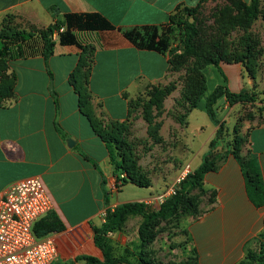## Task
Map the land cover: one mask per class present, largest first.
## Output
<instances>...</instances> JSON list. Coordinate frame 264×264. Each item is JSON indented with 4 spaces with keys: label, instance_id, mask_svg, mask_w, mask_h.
<instances>
[{
    "label": "crops",
    "instance_id": "0c3cea01",
    "mask_svg": "<svg viewBox=\"0 0 264 264\" xmlns=\"http://www.w3.org/2000/svg\"><path fill=\"white\" fill-rule=\"evenodd\" d=\"M200 1L0 0V31H42L68 13H99L111 21L116 30L88 38L91 55L81 71L92 118L107 128L127 122L129 102L146 88L174 82L176 73L167 53L140 49L125 33L143 34L145 28L162 33L179 6L196 7ZM261 10L256 22L264 31V0ZM54 37L51 57L11 61L5 73L14 74L17 81L13 98L0 103V199L18 180L40 177L54 205L48 216L55 214L64 226L47 236L58 249L53 264H85L77 259L93 256L103 260L93 232V226L104 223L102 213L129 201L112 202L117 195L113 192L116 177L106 144L81 113L79 94L71 84L83 52L73 45H61L57 33ZM226 65H221L224 71L235 70ZM113 76L115 86L122 87L114 104L102 88L97 90ZM240 158L243 163L254 162L264 183V123L249 130ZM240 162L229 156L205 176L204 188L214 193V202L187 228L198 264H239L247 250L261 249L264 206L257 207L251 200ZM155 193L151 191L144 199ZM131 237L127 229L109 234L115 252L120 246L130 248L127 240Z\"/></svg>",
    "mask_w": 264,
    "mask_h": 264
},
{
    "label": "rangeland",
    "instance_id": "374dc122",
    "mask_svg": "<svg viewBox=\"0 0 264 264\" xmlns=\"http://www.w3.org/2000/svg\"><path fill=\"white\" fill-rule=\"evenodd\" d=\"M226 6H229L227 0H207L199 8L196 15L199 51L201 55H210L214 45L218 44L216 42L222 40L224 43L219 45L224 47L225 52L240 55L244 52V43H247L252 47L249 68L245 64H231L235 70L224 71L221 65L225 63H222V75L216 66L206 65L200 58L186 59L177 66L174 82L167 84L173 83L174 91L160 104L151 98L150 88L133 98L131 101L137 104L138 112L129 120L127 133L121 138L130 145L133 157L151 187L124 185L112 202H142L137 200L144 199L151 191L160 193L166 190L187 164L191 166V174L206 159L215 163L217 169L226 158L233 156L238 147L242 149L251 128L264 123V31L257 22L249 30L240 26L243 15L236 11L231 12L233 20L222 19L224 17H219V12ZM171 29L170 44L175 47L182 38L177 27ZM163 30L167 32L168 28ZM115 81L113 76L97 87V90H104L113 104L122 89L115 86ZM219 86H227L233 92L248 89L258 95L257 100L231 106L226 98H221L214 106L219 120L215 124L196 105L204 103ZM96 125L101 131L99 122ZM213 202L214 193L204 187L194 188L184 198L176 216L159 219L155 225H148V256L157 264H195L196 254L190 246L187 228ZM161 206L149 208L159 210ZM142 222L139 216H129L127 219L124 230L132 233V237L127 240L131 253L136 251L140 243L136 230ZM124 253V248L118 247L116 254L119 256ZM131 259L134 261L133 257Z\"/></svg>",
    "mask_w": 264,
    "mask_h": 264
},
{
    "label": "trees",
    "instance_id": "16d2710c",
    "mask_svg": "<svg viewBox=\"0 0 264 264\" xmlns=\"http://www.w3.org/2000/svg\"><path fill=\"white\" fill-rule=\"evenodd\" d=\"M205 1L207 0H201L196 7L179 6L175 13L170 16L168 26L163 27L165 29L168 28L167 32L162 30V33H159L156 29L149 32V29L145 28L143 29V34L133 31L125 33V37L140 49L163 54L167 53L169 65L175 72H177V66H180L182 62L190 58H200L206 65L216 66L222 75L223 73L220 70L222 63L228 65L245 64L248 69L252 59V47L247 43H244V52L240 55H230L225 52L224 47L219 45V43H224L222 40L216 42L218 44L214 45L210 55H201L198 46L199 29L196 15ZM227 1L229 6L219 12V17H224L222 19L233 20L230 15L232 11H236L237 14L243 15L240 26L249 30L261 17L262 0H250L249 3H245L242 0ZM174 26L179 29L182 38L179 45L175 47L170 44L169 33ZM116 29L117 27L102 14L88 13L77 15L68 13L61 20L56 21L42 31L18 29L0 31V78L2 81L0 83V103L10 100L15 95L17 78L14 74L11 76L5 75L9 69L10 62L38 55L48 59L53 55L56 45L54 34L58 33V40L61 45H73L83 52V58H81L79 66L71 75V84L76 93L79 94L81 113L87 117L96 134L106 144L114 176L118 181H122L123 185L133 184L140 188H150V182L135 161L130 145L121 138L127 133L131 116L138 112L137 104L133 103V101L129 102V119L127 122L112 123L107 128L101 125L102 130L100 131L97 129L90 108L87 106L89 104L88 94L84 89L81 78L82 68L88 61L89 55H91L88 38L94 33ZM150 89H152L151 98L157 104L164 101L174 91L173 83L167 86H152ZM257 96L256 93L248 89L233 92L227 86H219L207 97L204 103L196 105V107L206 112L213 123L218 124L219 120L214 110L218 100L226 98L229 105L232 106L238 103H254L257 100ZM240 152L241 149L238 147L233 152V156L241 161L240 165L247 180L249 196L257 207H263L264 183L262 174L254 162L243 163L240 158ZM215 170V163L206 159L193 174H190L185 179L177 194L169 198L159 210H152L143 202L123 203L116 206L114 210L108 209L106 221L103 225L101 227L93 226L94 242L102 251L103 260L93 256H84L77 259V261L83 260L85 264H157L148 256L146 251L149 242L147 240L149 239L147 230H150L148 225H155V222L159 219L166 220L176 216L179 206L188 193L194 188L203 189L205 176ZM122 176L124 177L122 178ZM103 184L106 185V182L104 181ZM129 216H139L143 219L138 230L140 243L137 244V249L134 253L127 249L123 255L118 256L109 234L123 231ZM63 229L64 226L60 223L57 216L50 214L36 222L33 231L37 238H44L53 232H59ZM259 240L261 241L260 251L247 250L245 258L239 264H264V228L259 235ZM132 257L134 261L131 259ZM195 264H198L197 259Z\"/></svg>",
    "mask_w": 264,
    "mask_h": 264
},
{
    "label": "built area",
    "instance_id": "2783aa9c",
    "mask_svg": "<svg viewBox=\"0 0 264 264\" xmlns=\"http://www.w3.org/2000/svg\"><path fill=\"white\" fill-rule=\"evenodd\" d=\"M191 172V166L184 165L166 190L151 194L142 202L148 207L159 208L177 194ZM122 186L123 182L116 179L113 192L118 193ZM53 207L40 177L23 178L8 188L0 199V264L54 263L58 257L54 240L50 237L37 238L33 231L36 222L48 215ZM107 211L102 213L103 222L106 221Z\"/></svg>",
    "mask_w": 264,
    "mask_h": 264
},
{
    "label": "water",
    "instance_id": "95a60500",
    "mask_svg": "<svg viewBox=\"0 0 264 264\" xmlns=\"http://www.w3.org/2000/svg\"><path fill=\"white\" fill-rule=\"evenodd\" d=\"M70 143H72L71 139L69 140Z\"/></svg>",
    "mask_w": 264,
    "mask_h": 264
}]
</instances>
